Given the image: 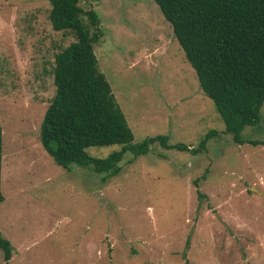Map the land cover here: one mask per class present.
Listing matches in <instances>:
<instances>
[{"label":"rangeland","instance_id":"rangeland-1","mask_svg":"<svg viewBox=\"0 0 264 264\" xmlns=\"http://www.w3.org/2000/svg\"><path fill=\"white\" fill-rule=\"evenodd\" d=\"M78 7L98 19L92 51L132 144L166 136L194 149L208 130L217 134L196 154L157 143L144 155L124 152L104 181L89 167L56 166L37 132L53 94V55L73 37L51 30L47 0H0V236L8 263L184 264L183 254L186 264H264V145H236L221 133L152 0ZM258 116L240 135L264 144V102ZM118 149L84 152L103 158Z\"/></svg>","mask_w":264,"mask_h":264},{"label":"trees","instance_id":"trees-1","mask_svg":"<svg viewBox=\"0 0 264 264\" xmlns=\"http://www.w3.org/2000/svg\"><path fill=\"white\" fill-rule=\"evenodd\" d=\"M80 0H47V21L52 31L69 32L73 41L53 55L50 71L53 94L38 125L42 151L62 169L89 167L115 175L124 152L144 155L149 145L196 154L217 134L208 130L194 149L167 144L166 136L143 138L132 144V135L97 69L92 45L102 36L92 10L82 12ZM193 72L200 92L209 100L223 129L236 145L255 146L240 135L259 124L264 102V0H152ZM85 15L87 25L80 20ZM91 30H89V28ZM264 128V119H262ZM119 145L103 158L84 149ZM1 158V151H0ZM2 197L0 195V202ZM187 243L185 241L184 248ZM2 264H9L11 248L0 236ZM184 261V255H180Z\"/></svg>","mask_w":264,"mask_h":264}]
</instances>
